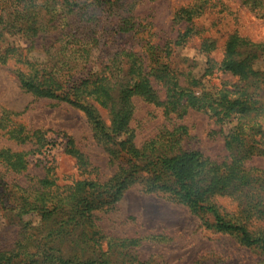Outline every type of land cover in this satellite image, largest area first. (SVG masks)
Returning <instances> with one entry per match:
<instances>
[{
	"label": "trees",
	"instance_id": "trees-1",
	"mask_svg": "<svg viewBox=\"0 0 264 264\" xmlns=\"http://www.w3.org/2000/svg\"><path fill=\"white\" fill-rule=\"evenodd\" d=\"M123 2L0 0V62L12 59L21 66L14 73L23 91L82 111L93 137L117 166L106 181L85 177L66 190L48 175L23 188L7 184L0 172V211L20 224L17 239L0 249V264H152L140 258L142 238L107 234L93 217L95 211L111 209L134 184L187 206L201 224L264 249V235L244 223H264V170L244 166L248 158L264 156V71L255 70L252 62L263 55L262 45L229 35L219 68L237 81L208 90L202 74L178 71L165 45L145 41L142 51L133 42L120 45L138 34L130 16L120 18L115 30L101 18L120 16ZM213 67L208 62L204 75ZM153 81L164 90L163 99ZM134 99L160 106L166 116H182L189 109L206 112L225 130L226 157L216 161L184 147L183 125L161 130L137 146L130 126ZM99 108L107 110L108 122ZM46 141L39 134L37 146L27 152L0 149V167L24 172L27 155L46 148ZM64 150L85 173L86 156L69 137ZM216 196L236 199L238 216L223 213ZM29 214L38 218L36 223L22 220Z\"/></svg>",
	"mask_w": 264,
	"mask_h": 264
},
{
	"label": "rangeland",
	"instance_id": "rangeland-1",
	"mask_svg": "<svg viewBox=\"0 0 264 264\" xmlns=\"http://www.w3.org/2000/svg\"><path fill=\"white\" fill-rule=\"evenodd\" d=\"M118 13V17L101 18L102 24L115 30L120 18L130 16L138 31L135 39L123 40L120 45L133 42L134 49L141 51L145 41L165 45L170 50L168 59L178 71L192 69L193 74H202V87L208 90L237 81L219 68L229 35L236 33L261 44L264 52V0H124ZM258 59L252 61L254 69L264 71V53ZM208 62L214 67L204 75ZM16 67L21 68L12 59L0 62V149L27 152L37 146L39 134L48 143L39 153L27 155L24 172L15 174L0 167L7 184L30 187L48 175L55 184L64 186L60 190H66L65 186L85 177L108 180L117 166L93 137L84 113L68 103L23 91L14 73ZM153 85L163 99L164 90L155 81ZM133 102L130 126L137 146L161 130L183 125L187 130L184 147L216 161L226 157L225 130L206 112L189 109L182 116H166L160 106L138 99ZM99 113L109 121L107 110L99 108ZM18 129L21 131H12ZM68 137L86 156L85 173L77 159L64 150ZM244 166L264 170V156H252ZM214 202L223 213L238 216L240 206L233 197L216 196ZM113 205L109 210L95 211L94 220L107 234L142 238L137 247L140 258H150L152 264H264V249L246 246L229 233L201 224L187 206L160 193L143 192L139 184L126 189ZM22 220L36 223L38 218L29 214ZM10 221V214L0 211V249L12 245L20 233V224ZM244 223L249 231L264 235V223L252 219Z\"/></svg>",
	"mask_w": 264,
	"mask_h": 264
}]
</instances>
